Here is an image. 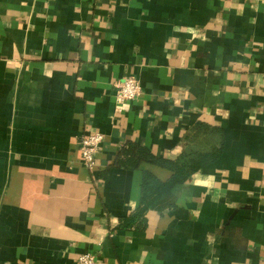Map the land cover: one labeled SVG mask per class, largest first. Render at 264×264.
<instances>
[{"label": "crops", "instance_id": "0c3cea01", "mask_svg": "<svg viewBox=\"0 0 264 264\" xmlns=\"http://www.w3.org/2000/svg\"><path fill=\"white\" fill-rule=\"evenodd\" d=\"M130 145L211 162L131 222L146 176L175 172ZM84 254L264 264V0H0V264Z\"/></svg>", "mask_w": 264, "mask_h": 264}, {"label": "trees", "instance_id": "16d2710c", "mask_svg": "<svg viewBox=\"0 0 264 264\" xmlns=\"http://www.w3.org/2000/svg\"><path fill=\"white\" fill-rule=\"evenodd\" d=\"M123 154L125 156L136 155L138 156L137 158L140 163L145 161L151 164L174 169L173 171L175 172L173 178L167 183L156 181L152 175L146 176L143 187V206L131 222H135L136 219L142 217L155 201L170 194L177 184L183 183L190 175L198 172L211 162V159H209L210 155H202L197 159H183V162L178 163L177 165H172L167 162L156 160L148 150L138 145H130Z\"/></svg>", "mask_w": 264, "mask_h": 264}, {"label": "built area", "instance_id": "2783aa9c", "mask_svg": "<svg viewBox=\"0 0 264 264\" xmlns=\"http://www.w3.org/2000/svg\"><path fill=\"white\" fill-rule=\"evenodd\" d=\"M142 91L141 83L135 77H128L123 84H120L117 89V104L121 107L126 102L136 100ZM118 112H122L121 108ZM105 141V136L102 133H93L81 140L80 151L84 166L95 171L97 168V155L102 144ZM78 264H99L96 256L92 254H84L77 259Z\"/></svg>", "mask_w": 264, "mask_h": 264}]
</instances>
